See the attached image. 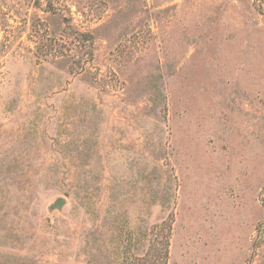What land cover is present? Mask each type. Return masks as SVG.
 <instances>
[{"label": "rangeland", "instance_id": "374dc122", "mask_svg": "<svg viewBox=\"0 0 264 264\" xmlns=\"http://www.w3.org/2000/svg\"><path fill=\"white\" fill-rule=\"evenodd\" d=\"M160 235L264 264V0H0V264H156Z\"/></svg>", "mask_w": 264, "mask_h": 264}, {"label": "trees", "instance_id": "16d2710c", "mask_svg": "<svg viewBox=\"0 0 264 264\" xmlns=\"http://www.w3.org/2000/svg\"><path fill=\"white\" fill-rule=\"evenodd\" d=\"M168 229H170V226H168ZM152 241L154 245L153 252H154L156 264H165L168 255L169 235L155 236V238H153ZM145 264H149V263L146 262Z\"/></svg>", "mask_w": 264, "mask_h": 264}, {"label": "water", "instance_id": "95a60500", "mask_svg": "<svg viewBox=\"0 0 264 264\" xmlns=\"http://www.w3.org/2000/svg\"><path fill=\"white\" fill-rule=\"evenodd\" d=\"M65 204L64 199L62 198H58L54 201L53 204L50 205V209H56V210H60Z\"/></svg>", "mask_w": 264, "mask_h": 264}]
</instances>
